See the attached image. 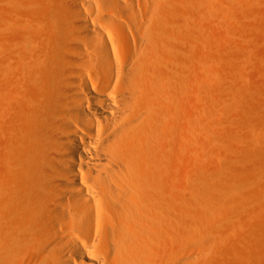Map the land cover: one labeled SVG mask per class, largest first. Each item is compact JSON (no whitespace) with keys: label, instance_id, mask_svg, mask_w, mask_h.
<instances>
[{"label":"bare ground","instance_id":"1","mask_svg":"<svg viewBox=\"0 0 264 264\" xmlns=\"http://www.w3.org/2000/svg\"><path fill=\"white\" fill-rule=\"evenodd\" d=\"M1 1L0 264H264V0L221 128L218 0Z\"/></svg>","mask_w":264,"mask_h":264},{"label":"rangeland","instance_id":"2","mask_svg":"<svg viewBox=\"0 0 264 264\" xmlns=\"http://www.w3.org/2000/svg\"><path fill=\"white\" fill-rule=\"evenodd\" d=\"M1 3H2V1L0 0V9L3 6V3L2 4ZM216 3H217L216 4L217 6H218V4H220L221 8L219 6L218 7L221 10L219 9V11H222V10H224V11H222L223 13L218 12V14L215 16L214 20H212L210 22V25H208V27H210V26L214 27L215 26L214 29H213V27L212 28L210 27V29H212V31L208 28L211 35L213 34V31H215V28L216 29L220 28V30H216L217 34L215 33L216 35H212V37H210L212 42L210 41L211 42V49L209 47L210 50H209V53L207 55V57H208L207 69H208V72L210 75V81H213V80L218 79V78H220V80L223 79V81L227 80V81H224V84H223L224 86L226 85V88L223 87L222 85H221L222 86V88H221L219 85V87H217V89H214V90L211 89L209 91V96H210L209 102L206 101L205 103L201 104L202 102H199L197 100L196 112H198V116H199L201 113L200 110L202 109L203 106H205L206 109L210 108L209 106L214 107L215 113H216L217 119H218L217 120L218 122H217L215 127L221 128L222 125H224V123L222 124V122L225 121L224 120L225 117L227 118V120L230 119L232 121H235V119L238 116V115L237 116L234 115L235 110L238 111V112H236L237 114L239 113V109L237 108L238 109L237 110L236 107H238L239 101H240V99H242L241 98L242 94L240 93L241 92L240 89H242V88L238 89L241 86L240 85L241 81L238 79V77H239L238 74L240 72H238L237 69H238V64H239L238 58L240 57V54L242 53V36H241L242 34H241V22H240L241 17H240V9H238L239 8L238 1L237 0H231V1L230 0H218ZM219 14H222V17L219 16ZM223 17H225V18H223ZM217 20H219L218 23H216ZM212 22L214 24H211ZM223 22H224V24H223L224 26L221 24ZM221 25H222V27H221ZM213 36H216L217 39H215L216 37L214 38ZM1 39L2 38L0 37V40ZM230 45H232V46H230ZM230 48H231V52H230ZM225 69L227 72L225 71ZM228 70H230V72ZM228 74H230V75H228ZM0 84H1V81H0ZM219 88H220V90H219ZM221 89H225V92H224V90L222 92ZM234 90H235V92H234ZM0 93H1V91H0ZM197 96H198V94H197ZM199 111H200V113H199ZM225 114H227V115H225ZM229 114H230V116H229ZM196 115H197V113H196ZM219 117H221V118H219ZM228 117H233L235 119L234 120H233V118L228 119ZM0 119H1V117H0ZM0 132H1L0 133V137H1L0 140H1L4 137V133H3V130H0ZM220 148L221 147L219 146V144H217L216 146L204 147V150L201 151V153L197 156V160H198L197 161V164H198L197 168L198 169L196 170V173L198 175L207 174L208 172L215 169V167L218 163V160L222 154V151ZM204 161H205V163H204ZM201 255H202L203 259L206 257L205 252H203V254L201 253ZM196 258L198 259L197 256H196Z\"/></svg>","mask_w":264,"mask_h":264}]
</instances>
